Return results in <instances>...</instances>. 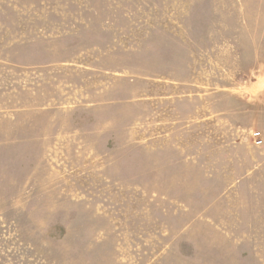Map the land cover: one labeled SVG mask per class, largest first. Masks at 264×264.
Listing matches in <instances>:
<instances>
[{
	"label": "rangeland",
	"instance_id": "1",
	"mask_svg": "<svg viewBox=\"0 0 264 264\" xmlns=\"http://www.w3.org/2000/svg\"><path fill=\"white\" fill-rule=\"evenodd\" d=\"M0 264H264V0H0Z\"/></svg>",
	"mask_w": 264,
	"mask_h": 264
},
{
	"label": "built area",
	"instance_id": "2",
	"mask_svg": "<svg viewBox=\"0 0 264 264\" xmlns=\"http://www.w3.org/2000/svg\"><path fill=\"white\" fill-rule=\"evenodd\" d=\"M253 141L255 146L260 147L263 145V140L260 133L253 134Z\"/></svg>",
	"mask_w": 264,
	"mask_h": 264
}]
</instances>
